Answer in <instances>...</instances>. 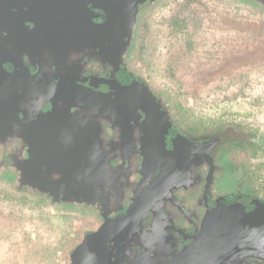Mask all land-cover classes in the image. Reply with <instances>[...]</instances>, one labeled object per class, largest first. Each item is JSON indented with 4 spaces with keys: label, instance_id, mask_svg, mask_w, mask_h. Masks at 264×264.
Returning a JSON list of instances; mask_svg holds the SVG:
<instances>
[{
    "label": "flooded vegetation",
    "instance_id": "1",
    "mask_svg": "<svg viewBox=\"0 0 264 264\" xmlns=\"http://www.w3.org/2000/svg\"><path fill=\"white\" fill-rule=\"evenodd\" d=\"M253 1L264 5V0ZM94 20L100 24L104 18ZM25 36L28 40L9 56L18 61L13 64L18 73H35L41 68L26 55L34 49L30 34ZM0 48L4 61L6 49ZM98 52L76 56L75 67L55 69L60 78L55 86H79L91 98L93 112L85 106L72 111L82 113L93 128L92 143L108 147L107 176L95 162L75 181L54 175L59 185L46 191L27 186L14 167L24 149L23 132L15 129L0 131V180L36 207L93 217L77 247L88 239L90 244L76 264H264V195L253 168L264 153V133L236 118L191 119L173 96L128 66L130 54L124 66L136 82L116 78L112 64ZM65 77L77 82H64ZM6 79L0 74V87L9 85ZM4 94L12 105L22 106L24 117L45 108L43 100L20 87L7 93L1 88ZM61 106L53 119L58 128L66 124V106ZM99 148L93 145L94 152ZM239 205L248 209L226 219L228 207Z\"/></svg>",
    "mask_w": 264,
    "mask_h": 264
},
{
    "label": "rangeland",
    "instance_id": "2",
    "mask_svg": "<svg viewBox=\"0 0 264 264\" xmlns=\"http://www.w3.org/2000/svg\"><path fill=\"white\" fill-rule=\"evenodd\" d=\"M263 54L264 5L157 0L143 7L128 66L173 96L191 119L236 118L264 133ZM261 157L253 168L264 195ZM92 218L36 207L0 180V264H68Z\"/></svg>",
    "mask_w": 264,
    "mask_h": 264
},
{
    "label": "water",
    "instance_id": "3",
    "mask_svg": "<svg viewBox=\"0 0 264 264\" xmlns=\"http://www.w3.org/2000/svg\"><path fill=\"white\" fill-rule=\"evenodd\" d=\"M148 3H154V0H0V35H3L0 46L6 49L1 52L4 61H0V74L9 82L7 86L2 84L0 90L2 88L7 93L13 87H20L23 93L30 92L31 97L45 103V108L38 110L35 116L24 117L19 112L22 109L19 103L12 105L9 99H5V94L3 98L0 95V131L17 129L23 132L24 149L14 167L27 186L46 191L59 183V180H52L54 175L62 180L75 181L78 175L87 176L86 172L95 162L102 172L107 173L110 163L108 147L102 142L93 144V128L82 113L72 111L85 106L91 113L93 102L82 94V87L55 86L56 79L60 80L56 78L58 72L55 69L75 67L76 56L82 59L86 52L100 49L98 55L107 57L116 78L136 82L125 68L124 60L134 49L143 15L141 11ZM100 17L104 21L98 24L94 19ZM25 34L32 37L30 48L34 49L33 54L26 55L31 64L41 68L35 73H18V67L13 65L18 61L9 56L17 45L28 40ZM85 80L79 79L87 82ZM63 81L77 82L68 77ZM61 105L66 106L62 111L66 124L58 128L53 119L57 114L59 116ZM51 124L54 126L50 127ZM51 131L55 133H49ZM56 145L67 149L56 148ZM93 145L99 146V150L94 152ZM228 208V217H225L228 220L248 209L241 205ZM227 223L225 221L221 227ZM88 240L74 249L68 264H76L83 249L90 244Z\"/></svg>",
    "mask_w": 264,
    "mask_h": 264
},
{
    "label": "trees",
    "instance_id": "4",
    "mask_svg": "<svg viewBox=\"0 0 264 264\" xmlns=\"http://www.w3.org/2000/svg\"><path fill=\"white\" fill-rule=\"evenodd\" d=\"M248 29H249V28H248ZM246 36L248 37L249 40H255V39H253V35H246ZM192 44H193L192 42H190V41L188 42V46H189V47L192 46ZM134 47H135V45H134ZM246 49H247V48H246ZM185 50H186V48H185ZM188 50H190V49H188ZM263 56H264V54H263Z\"/></svg>",
    "mask_w": 264,
    "mask_h": 264
}]
</instances>
